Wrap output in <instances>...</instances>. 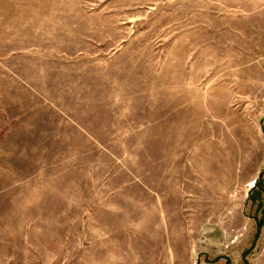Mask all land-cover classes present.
I'll use <instances>...</instances> for the list:
<instances>
[{"label":"rangeland","instance_id":"rangeland-1","mask_svg":"<svg viewBox=\"0 0 264 264\" xmlns=\"http://www.w3.org/2000/svg\"><path fill=\"white\" fill-rule=\"evenodd\" d=\"M249 225L264 0H0V264H250Z\"/></svg>","mask_w":264,"mask_h":264},{"label":"crops","instance_id":"crops-1","mask_svg":"<svg viewBox=\"0 0 264 264\" xmlns=\"http://www.w3.org/2000/svg\"><path fill=\"white\" fill-rule=\"evenodd\" d=\"M241 232H246L242 238H251L250 245H244L245 249H259L260 252L254 256V258L250 261V264H264V225L259 228L258 225H249V226H242L239 229ZM246 230V231H245ZM246 240H244L245 242ZM244 253V251H243Z\"/></svg>","mask_w":264,"mask_h":264}]
</instances>
